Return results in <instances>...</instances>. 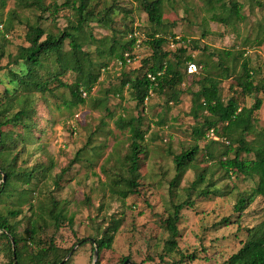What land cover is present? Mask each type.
<instances>
[{
  "label": "rangeland",
  "instance_id": "374dc122",
  "mask_svg": "<svg viewBox=\"0 0 264 264\" xmlns=\"http://www.w3.org/2000/svg\"><path fill=\"white\" fill-rule=\"evenodd\" d=\"M66 1L46 0V3L62 5ZM137 1L99 0L100 9L118 7L114 17L115 31L92 24L96 37L99 40L106 38L110 44L104 47L93 45L85 50L93 53L97 69L105 64L107 67L100 70L99 80L92 92L83 95L84 104L70 106L72 99L67 89H59L55 96L49 95L39 103L34 138L24 148H17L23 151L19 165L26 170L27 167L43 164L50 167V171L45 180L39 174V178L33 181L37 185V193L31 200L19 204L25 189L19 187L20 195L0 202V213L8 215L12 210L21 211L18 218L11 219V223L17 227L18 235L27 239V244L22 243V250L31 253L37 251L39 243L38 239V244L29 240L28 229L32 228L37 217L42 218L37 219V237L43 241L54 237L57 248L65 251L75 249L66 256L65 259L69 258L65 264H94L96 247L90 241L101 237L108 227L115 224L117 232L113 247L99 253L97 263L122 264L127 259L134 264H171L180 257L164 256L162 261L168 239L164 220L168 218L172 204L186 200V191L204 172L206 183L200 184V188L206 189L211 183L210 190L214 194L203 199L194 192L192 199L196 200L195 206L182 211L178 246L189 256L184 264H226L246 241V229L259 225L263 220L264 200L261 197L242 211L235 210L240 199L254 190L257 179L229 174L206 156L205 147L209 140L198 141L194 137V128L203 121V118L197 121L191 114L192 94L199 90L196 83L205 76L200 65V73L186 77L179 87V104L171 101L170 92L164 95L154 93L146 99L143 107L138 108L130 89L126 88L119 94L125 75L134 79L147 71L144 61L152 52L146 40L157 31ZM230 1L242 5L245 20L233 22L230 26L213 22L212 17L222 13V5H229ZM10 11L17 12L19 19L14 20L9 15ZM164 14L165 28L160 29L161 33L169 39L176 36L178 40L190 42L181 41L176 48L187 47L188 55L208 63L211 73H215L214 68L221 61L239 73L241 65L248 61L257 72L256 78L264 77V43L259 45L264 42V0H224L222 3L217 0L211 3L209 0H166ZM36 16L38 13L20 8L18 0H7L2 28L4 33L9 32L7 54H16L19 46H28L26 27L37 21ZM70 19H73V12L64 9L55 21H42V27L57 33L69 26ZM132 35L137 37L138 45L131 53L133 61L123 68L118 60L109 57L108 51L113 38L123 45ZM193 42H197V48H194ZM119 45L115 49L118 53ZM166 47L168 51H175L172 50L174 45ZM96 48L105 50L107 55L100 58ZM226 52L233 53V57L224 56ZM221 54L223 57H220ZM7 62V58L0 61V67ZM47 68L53 71L51 64L47 63L43 76H48ZM182 71L185 72V69ZM0 79L8 83L3 73H0ZM75 79L76 75L70 72L63 77V81L69 84ZM235 84L234 78L221 83L222 99L228 101L235 97L242 107L253 106L256 97L244 96ZM3 90L0 86V95ZM137 117L144 120L147 149L140 169L141 193L122 200L118 194L112 193L111 187L117 175L126 174L125 156L129 152L131 134L129 130H120L117 121ZM256 125L258 131L264 129V104L256 115ZM19 129L8 127L5 131L12 130L18 134ZM212 138L210 136L209 139ZM254 139L255 136L248 137V141ZM195 145L201 149L197 163L181 179L179 187L171 192L170 185L176 176L174 156ZM227 145V141H221L213 146L214 154L220 158ZM78 153L80 156L77 157ZM230 157L233 158V154ZM22 161L27 164L23 165ZM74 161H77L76 164L70 166ZM68 167L70 169L64 180L60 181L59 188H55L53 181ZM52 195L66 209L67 215L73 217L72 226L66 223L56 231L49 215L39 211L40 206L49 203L48 198ZM30 203L34 204V212L39 211L37 217L31 211ZM224 219H228L230 224L224 223ZM83 239L88 241L85 246L77 244ZM11 259L6 242L2 241L0 264H10Z\"/></svg>",
  "mask_w": 264,
  "mask_h": 264
},
{
  "label": "trees",
  "instance_id": "16d2710c",
  "mask_svg": "<svg viewBox=\"0 0 264 264\" xmlns=\"http://www.w3.org/2000/svg\"><path fill=\"white\" fill-rule=\"evenodd\" d=\"M165 1H137L140 4V9L147 14L149 22L157 28V31L149 35L146 40V44L152 52L151 56L144 61L145 68L148 67L147 71L134 79L125 75L126 79L121 82L119 94L126 88L130 89L138 108L143 107L146 99L154 93L164 95L166 92H170L171 101L179 104V87L183 85L186 77H194L198 74L189 75L187 73L188 65L190 63L200 65L205 76L198 79L196 83L199 90L192 94L191 114L197 121L201 118L203 121L194 128L193 135L198 141L209 140L205 147L206 156L216 162L220 168L235 177L257 179L254 190L237 203L235 210L240 212L247 205L254 203L257 198L261 197L264 200V129L258 131L256 125V115L264 104V77L256 78L257 72L250 67L248 61L241 65L239 73L235 68L225 65L223 61L215 66V73H211L208 63L197 61L188 55L187 47L176 48L181 41L189 44L190 42H187L186 39L178 40L176 36L169 39L163 32L161 33L160 29L165 28ZM211 1L209 0V3ZM223 1L217 0L220 3ZM98 2L99 0H68L62 5H58L56 2L48 5L46 0H18L20 8L38 13L37 21L26 27L25 40L28 46H19L16 54H7L9 32L4 33L2 29L5 25L3 13L7 6V0H0V61L8 59L7 64L0 67V73L6 75L8 79V83L0 79V86L4 89L0 95V202L20 195L19 187L25 188L21 193L23 197L20 198L19 204L31 200L37 193L35 189L37 185L33 181L39 178V174L45 180L50 171V167L43 164L27 167L26 170H23L19 165L23 151H19L17 148L19 146L24 148L34 138L37 128L35 118L38 114L39 103L49 95L55 96V92L59 89H67L72 99L70 106L84 104L83 94L89 95L92 92L99 80L100 70L107 67L105 64L104 67L97 69L93 53L85 49L93 45L104 47L110 44L108 39L99 40L96 37L92 24L114 32V17L119 9L114 6L100 9ZM64 9L73 12V19H70L66 29L53 33L42 27V21L49 19L55 21ZM222 9V13L212 17L213 22L230 26L233 22L245 20L242 15V5L238 2L230 1L229 5H222ZM9 15L14 20L19 19L17 12L10 11ZM193 43L194 48H197V42ZM263 43L260 42L259 45ZM118 45L113 38L108 54L109 57L118 60L121 67L125 68L128 65L127 60L133 61L131 53L138 45V39L132 35L126 44L119 45V53L115 50ZM172 45L175 46L172 48L175 50L174 52L168 51L166 47ZM204 50L206 51L207 48L205 47ZM96 52L100 58L107 55V52L100 48H96ZM223 55L229 58L233 57L231 52H226ZM220 57H223L222 54ZM47 63L51 64L53 71L47 68L48 76H43ZM183 68L185 72L182 71ZM69 72L76 75L75 82L72 84L63 81V77ZM149 74L155 77V81L152 82L148 78ZM231 78H234L235 86L244 96L256 97L253 106L242 107L235 97H231L228 101L222 99L220 95L221 83ZM205 113L207 115H204ZM143 121L142 117L120 118L117 121L120 130H129L131 134L129 152L125 156L126 174L117 175L111 187L112 193L118 194L122 200L130 196H138L141 193L140 169L142 158L147 150ZM8 127L20 128V132L17 134L12 130L5 131ZM210 136L213 138L209 139ZM249 136H255V139L248 141ZM221 141H227L228 145L226 151L219 158L214 154L213 146ZM200 150V147L195 145L174 156L176 176L170 185L171 192L179 187L181 179L191 166L197 163ZM232 154L233 158L230 157ZM25 162L22 161L23 165L27 164ZM76 162L74 161L70 166ZM69 169L70 167L64 169L55 178L53 181L55 188H59L60 181L64 180ZM4 175L6 176L5 181ZM204 183H206V177L203 172L186 191V200L172 204L171 212L164 220L168 239L161 256L162 261L164 256L171 257L173 255H177L180 259L172 261L171 264H184L189 259V256L181 252L178 246L180 237L178 225L182 219V211L192 209L196 204V200L192 199L194 192L198 198L203 199H208L214 194L210 190V187L213 186L211 183H208L206 189L200 188V184ZM48 201V204L39 207V211L49 215L55 230L59 231L66 223L72 226L73 217L67 215L66 209L60 206L56 198L52 195ZM30 208L34 216L37 217L39 211L34 212V204L30 203ZM20 214V210H12L8 215L0 213V243L6 242V248L9 249L12 258L10 264H61L73 250L65 251L57 248L54 237L48 241L37 237V219L42 218L37 217L32 228L28 229L29 240L34 244L39 243L37 251L31 253L22 250V243L27 244V239L19 236L17 227L11 223V219L18 218ZM223 222L227 225L230 224L228 219H224ZM114 226L108 227L101 237L90 241L97 247L99 253L112 249L117 232V227ZM246 232V241L240 250L228 259L226 264H264V211L262 222L253 228L246 229ZM12 239L15 243V253ZM37 239L38 243H36ZM87 243V239L77 242L81 246H85ZM126 261L127 259H124L122 264Z\"/></svg>",
  "mask_w": 264,
  "mask_h": 264
},
{
  "label": "built area",
  "instance_id": "2783aa9c",
  "mask_svg": "<svg viewBox=\"0 0 264 264\" xmlns=\"http://www.w3.org/2000/svg\"><path fill=\"white\" fill-rule=\"evenodd\" d=\"M127 63H131V60L129 59V60H127ZM199 70H200V68H199V66L198 65H196L195 63H190L189 65H188V67H187V73L189 74V75H195V74H197V73H199ZM148 78L153 82V81H155V77L152 75V74H149L148 75ZM84 96H86L87 94H83Z\"/></svg>",
  "mask_w": 264,
  "mask_h": 264
},
{
  "label": "water",
  "instance_id": "95a60500",
  "mask_svg": "<svg viewBox=\"0 0 264 264\" xmlns=\"http://www.w3.org/2000/svg\"><path fill=\"white\" fill-rule=\"evenodd\" d=\"M5 179H6V176L4 175V181H5ZM12 244H13V247H14V253H15V243H14V240L12 239ZM75 249H73V251H74ZM73 251L70 253V255L73 253ZM69 255V256H70ZM15 258H16V256H14ZM69 258V257H68ZM68 258L67 259H65L61 264H65V262H67V260H68ZM98 259H99V251H98V249H97V247H96V249H95V251H94V264H97V262H98ZM124 264H133L130 260H127Z\"/></svg>",
  "mask_w": 264,
  "mask_h": 264
}]
</instances>
